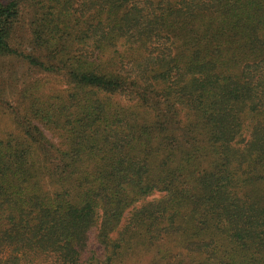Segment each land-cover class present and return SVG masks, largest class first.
I'll use <instances>...</instances> for the list:
<instances>
[{
	"label": "trees",
	"instance_id": "16d2710c",
	"mask_svg": "<svg viewBox=\"0 0 264 264\" xmlns=\"http://www.w3.org/2000/svg\"><path fill=\"white\" fill-rule=\"evenodd\" d=\"M26 12L0 264H264V0H0V56Z\"/></svg>",
	"mask_w": 264,
	"mask_h": 264
},
{
	"label": "rangeland",
	"instance_id": "374dc122",
	"mask_svg": "<svg viewBox=\"0 0 264 264\" xmlns=\"http://www.w3.org/2000/svg\"><path fill=\"white\" fill-rule=\"evenodd\" d=\"M30 13L26 12L17 24L14 33L11 36V47L13 53L0 56V97L5 98V102L0 104V125L7 123V118L4 116L5 109L11 110L17 103L16 98L23 87L28 86L36 81H42L46 89H55L62 86L61 82L55 76L40 71L37 66L31 65L22 54L31 52L32 34L30 31ZM2 102V100H0ZM163 192H156L148 199L159 198ZM93 243L96 249L100 252L101 246L94 240ZM156 248H151L150 251H142L141 257L135 259L133 256L124 258V256L116 264H151L154 260ZM153 252V253H152ZM12 253V249L4 251V258ZM50 260L37 258L30 261L22 259L19 264H50Z\"/></svg>",
	"mask_w": 264,
	"mask_h": 264
}]
</instances>
